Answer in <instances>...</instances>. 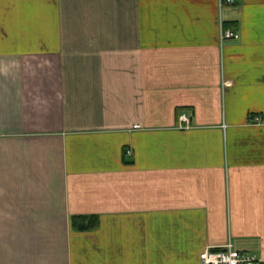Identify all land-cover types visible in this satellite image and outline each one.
Instances as JSON below:
<instances>
[{
	"label": "crops",
	"instance_id": "0c3cea01",
	"mask_svg": "<svg viewBox=\"0 0 264 264\" xmlns=\"http://www.w3.org/2000/svg\"><path fill=\"white\" fill-rule=\"evenodd\" d=\"M221 1L0 0V264H264V0Z\"/></svg>",
	"mask_w": 264,
	"mask_h": 264
},
{
	"label": "built area",
	"instance_id": "2783aa9c",
	"mask_svg": "<svg viewBox=\"0 0 264 264\" xmlns=\"http://www.w3.org/2000/svg\"><path fill=\"white\" fill-rule=\"evenodd\" d=\"M234 4L235 0L221 1V6L231 7ZM219 37L221 42L239 40V36L236 33L225 30L221 31ZM180 122L188 125L185 115L181 117ZM200 254L199 260L201 264H263L256 255L238 252L230 244L219 250L207 249Z\"/></svg>",
	"mask_w": 264,
	"mask_h": 264
},
{
	"label": "trees",
	"instance_id": "16d2710c",
	"mask_svg": "<svg viewBox=\"0 0 264 264\" xmlns=\"http://www.w3.org/2000/svg\"><path fill=\"white\" fill-rule=\"evenodd\" d=\"M224 29L225 30L235 31V28H234V25L233 24H227V25H225L224 26ZM80 220L83 221V222H86L85 221L86 220L85 218H82ZM89 220H90V222H89L88 225L85 224V223H83V225L80 228H78V231L79 232H91V231L97 229V227H98V221L95 220V219H92V218L89 219Z\"/></svg>",
	"mask_w": 264,
	"mask_h": 264
}]
</instances>
